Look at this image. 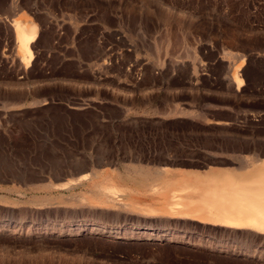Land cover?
Segmentation results:
<instances>
[{"label":"rangeland","instance_id":"obj_1","mask_svg":"<svg viewBox=\"0 0 264 264\" xmlns=\"http://www.w3.org/2000/svg\"><path fill=\"white\" fill-rule=\"evenodd\" d=\"M17 23L38 27L29 65L19 51ZM54 39L60 43L57 51L69 60L63 65L66 73L86 63L133 71L187 68L192 74L156 75L158 81L186 79L191 87L170 101L172 115L186 118L173 123V133L198 129L205 139L219 136L221 145L235 142L234 160H220V167L227 164L235 172H216H242L264 160V0H0V83L42 79L44 58L39 53ZM93 53L104 57L87 62ZM79 54L86 60L82 64L73 60ZM49 61L60 65L57 56ZM241 63L243 85L238 90L233 74ZM143 77L122 76L126 83ZM5 106L1 101L0 133L14 135L6 140L8 151L0 153V164L6 156L18 164L19 117L4 112ZM103 188H98L102 202L60 193H53L54 201L23 202L2 192L0 264H264L262 232L225 228L165 210L139 211L129 203L112 202ZM116 227L128 232V238L101 232ZM132 229L159 235H132Z\"/></svg>","mask_w":264,"mask_h":264},{"label":"crops","instance_id":"obj_2","mask_svg":"<svg viewBox=\"0 0 264 264\" xmlns=\"http://www.w3.org/2000/svg\"><path fill=\"white\" fill-rule=\"evenodd\" d=\"M58 48L60 43L54 39L39 53L44 58L42 79L0 83V102L7 105L3 110L19 117L20 126L19 163L4 157L0 196L3 192L23 202H40L54 201L53 193H60L102 202L98 188L112 186L119 190L118 202L159 212L165 210L174 189L192 183L191 175L203 178L219 170L234 171L227 164L220 167V160H234L235 142L221 145L219 136L205 139L198 129L173 133V123L186 118L172 115L170 101L191 87L186 79L173 83L171 78L158 81L156 75L192 74L187 68L133 71L86 63L66 73L63 65L69 60ZM56 56L60 65L53 66L49 59ZM103 57L89 54L87 62L95 59L97 63ZM73 60L86 61L80 54ZM127 73L146 77L126 83L122 76ZM13 135L0 133L4 137L0 153L7 155L6 140ZM181 137L186 141L173 143ZM84 175L85 181L75 182ZM65 183H69L66 188L60 187Z\"/></svg>","mask_w":264,"mask_h":264},{"label":"bare ground","instance_id":"obj_3","mask_svg":"<svg viewBox=\"0 0 264 264\" xmlns=\"http://www.w3.org/2000/svg\"><path fill=\"white\" fill-rule=\"evenodd\" d=\"M16 33L19 51L23 58L22 61L26 65H29L34 58L33 44L37 37L38 27L34 23L28 26L17 23ZM242 65L243 63L238 65L233 74L238 90L243 85V79L238 74ZM86 178L87 176L75 182L85 181ZM191 180V184H184V186H180L174 191L172 201L166 206L165 211L179 217L200 218L210 224L225 228L264 233V160L260 159L253 163V165H248L242 172H214L203 178L193 177ZM68 185H63V188H66ZM102 192L107 194V196L110 195L113 198H111L112 202L120 195L119 190L112 186L104 187ZM129 206L143 212L154 214L155 211L158 212L149 207L132 204ZM130 207L128 210H130ZM120 230L122 229L118 227L116 231L104 229L101 232L105 234H121L124 238H128V232L120 233ZM124 230L126 231V229ZM132 231V235L135 233L141 236H154L155 234L158 237L159 235L152 232L150 234V232L147 233L143 230L137 232L135 229H132Z\"/></svg>","mask_w":264,"mask_h":264}]
</instances>
